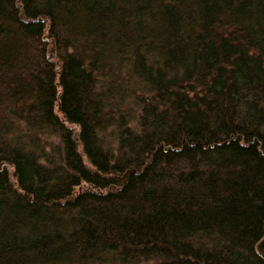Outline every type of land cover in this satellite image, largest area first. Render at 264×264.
Segmentation results:
<instances>
[{"label":"trees","instance_id":"1","mask_svg":"<svg viewBox=\"0 0 264 264\" xmlns=\"http://www.w3.org/2000/svg\"><path fill=\"white\" fill-rule=\"evenodd\" d=\"M0 264H264V0H0Z\"/></svg>","mask_w":264,"mask_h":264},{"label":"rangeland","instance_id":"2","mask_svg":"<svg viewBox=\"0 0 264 264\" xmlns=\"http://www.w3.org/2000/svg\"><path fill=\"white\" fill-rule=\"evenodd\" d=\"M52 54H53V52H52ZM131 124H132V126H134V124L132 122H131ZM68 125H69L70 128H74L75 136L77 137L79 128L76 125H74V124H68ZM108 132H109V130H108ZM108 137L112 138L113 136L108 134ZM106 141H107L108 144H111V142H112L111 139H109L107 137H106ZM112 147H114V144L112 145ZM83 159H84V163L86 164V166H88L89 168H92V166L90 165L89 161H87L85 156H83ZM7 168H8L9 173H10V179H11V181H13L14 180L13 177H12L13 169H12L11 166H7ZM87 187L88 186L86 184H82L80 187L76 188V192L81 191V190H83V189H85Z\"/></svg>","mask_w":264,"mask_h":264},{"label":"water","instance_id":"3","mask_svg":"<svg viewBox=\"0 0 264 264\" xmlns=\"http://www.w3.org/2000/svg\"><path fill=\"white\" fill-rule=\"evenodd\" d=\"M51 57V53H48V58H50Z\"/></svg>","mask_w":264,"mask_h":264}]
</instances>
